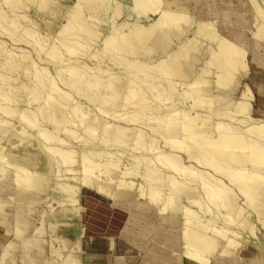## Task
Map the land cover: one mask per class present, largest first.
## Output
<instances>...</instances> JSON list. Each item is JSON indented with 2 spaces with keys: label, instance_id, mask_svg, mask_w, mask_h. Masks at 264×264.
I'll return each mask as SVG.
<instances>
[{
  "label": "rangeland",
  "instance_id": "obj_1",
  "mask_svg": "<svg viewBox=\"0 0 264 264\" xmlns=\"http://www.w3.org/2000/svg\"><path fill=\"white\" fill-rule=\"evenodd\" d=\"M53 1L54 2L51 3V6L47 7L49 10L46 8L47 11L40 10L34 4H32L30 6H29V4H27V8L23 9V10H26V12L25 11L13 12L12 10H10L6 6V4L4 3L5 2L4 0H2V1L0 0V15L1 16L7 17L8 21L14 20L13 22H15V21L19 22L20 28H21V26H22V28H23V26L26 28H30V25L28 23L33 22L34 28L36 30V33L33 36L34 38L33 37L31 38V36H29L27 32H25V31L23 32V30L21 31L19 29L18 30L15 29L16 30L15 31L14 28H10L9 26H6V25H9L8 21H7V23L6 22H4V23L0 22V46H1L0 47V90L4 89V87L1 88L2 85L4 84V82H2V80L6 79L5 82L7 80L8 81L6 82V84L4 86H6L9 82H11V84L13 86L15 85L18 88L23 89L25 87L24 92L26 94V96H25V94L23 95L24 92L21 94H15L16 92L15 91H14L15 93L13 92V94H12L13 96H11V99L13 97H15L12 99L13 102H15L16 105L19 103L18 106L15 105L17 107V109H14L15 110V113H14L15 116H13V108H11L12 112L10 110L11 114L8 113L9 112L8 110L6 112V109H4L7 107L2 106V111L0 109V121H1L0 124L3 123L5 125V123L3 121L6 120L5 121L6 125H8V126H3L4 128L2 127L3 124L0 125L3 129H5L4 131L7 133V134H5L6 137H5V135H3V136H1V140H0V169H1L0 170V182H1L0 187H2V188H0V200L5 202V203L3 202V204H2L3 208L0 209L1 212H3L1 214V215H3V217H1V218L4 219L3 224H1V226H6V225L12 226V224H13V217H12L13 216L12 215L13 206L11 205L10 202L13 201V200H11V198L12 199L15 198L14 195L16 193V191H15L16 189H14V188H16V185L13 184L12 179H15L14 177H16V173H17L18 177H20L19 175H23V172L27 173V172H29V170L32 171L31 169H33V168H34L33 171H35V169L37 168L36 171L41 170V172H43V174L46 175L45 177L49 180V183H50L49 188H48L49 189L48 193L45 195H41L42 197H41L40 202L37 203V200L39 198H36L33 200L32 204H31L33 209L30 211V213H32V214H30V213L25 214V220L23 223H21L22 224L21 228L19 230H17V232L15 234L10 233L9 235H6V236H4V235L2 236V234L0 235V264H63V263L64 264H152V263H150V256H149L150 250L147 249V247L150 243V240H151V242H153L155 244L161 245L162 241L161 240L159 241V235L161 233L163 234L164 232L161 231V233H160L159 229L161 228L160 230H162V229L165 230V228H163L164 226H162V223H161V216L165 213L160 208V206L152 205L151 202L144 200L140 196L143 188H141L139 185L142 181H144L143 175H144L145 171L148 169L154 168L155 167L154 165H156L154 162L153 163L148 162V160L146 158L150 157V160L153 159L151 161H154L155 157L156 156L158 157V154L162 153L163 157L165 156L168 159L171 158L176 164H182V162H183L182 165L188 166L190 168L192 166H194V167L198 166L199 168L200 167L204 168V166L202 167V165H203L202 162H204L203 157L205 155V152L201 151L199 147L202 145L201 143L204 144L205 142H208V139L210 141V136L212 135V133H209V134L206 133V135L207 136L209 135V137L205 136L206 139H205V137H203L204 140L202 142L193 143L194 147L195 146L196 147H195V149L193 148L191 150V148H189V147H192V145L189 144L190 146H188V144H185V140L188 139V137H185V136L191 135L190 132H189V134H186V130L189 129L188 124H189V121L192 120L193 116H195L198 113L202 114V115L205 114L204 116L205 117L207 116V118H210V119L215 118L214 120L212 119L214 122H216L215 120H220V121H217L218 123L216 122V124H220V122H221V124L229 123V121L231 120V122H234V125H237L238 124L237 122H239V120H238V118H235V116H233L234 115L233 113H235L237 111V109H238V111L241 110V108L236 109L237 106H235L239 102H246L247 103V107H248V110L250 111L251 116H253L255 113L258 114L260 112H261V114H264V112H263V110H264V0H245V3L243 4V5H245L244 7H237L236 5H233V3L228 2L226 0H180L189 9V11L187 13V17H189V19H188V22H186V24H185V25H189V26L186 27V29H182L181 33H179V34L174 33V35L172 34L173 36H171L167 39L168 43L169 44L171 43L170 46L168 47L169 50L167 49L165 52H161V54L159 52H153V53L150 52V54L147 53L146 56H147L148 62L146 63V66L147 67L150 66L151 68H153L155 65V62H157V64H158L159 60H163L169 53H171L172 49H173V51H175L176 49L181 47L186 39H190L191 42H195L196 40H194V37L196 36L195 34L197 31V27L200 24L202 25L203 23L210 21L208 23L211 24L213 27H215L218 33H220L221 35H224L227 39L238 41V43H241V45H239V46H241L245 50L246 54H245V56H243L241 61H243V59L246 58V63L248 64V66L242 67V66H240L241 64H239L238 66H235L232 69V72L234 74L237 73L236 74L237 76L241 75V73H243L242 78H241L242 80H239L238 77L237 78L234 77L232 79L234 82L232 81L233 83L231 82V85H227V86H224V85L220 84L219 82H217L215 73L214 72L212 73V71H214V69L211 67V65H208L209 64L208 61L210 59V56L215 51L216 52L218 51V49H219L217 46L218 42L210 41L208 39H202V40H199L200 43H202V45H201L202 48L200 47L199 51L193 55L191 60H189V62H190L189 66L193 67V70H194L193 73H194V76H196L194 78H198V76H199L203 79L204 82L210 81L212 83L210 85L209 89H210V91L213 92V94H211L209 96H202L203 97L202 101L196 104V103H194L195 97H193L191 95L192 97L185 99V98H183V95H182L183 92L185 90L187 91L191 88V90L194 89L193 90L194 93H191V94H194V96H195V92L198 91V89L201 87L206 88V85L203 86L202 84L192 83V82L187 84L185 82L175 81V83H176L175 87L176 88H174L175 90L172 91L170 89H167L166 84L161 83V82H154V83L148 82V84H146V83L141 84V83H139V80L137 77L132 76L131 74H127V73L125 74L122 72L123 70L120 69L121 70V72H120L121 76L127 77L129 80L136 82V83L138 82L140 84L138 87L140 88L141 92L144 94L143 98L146 99V100L144 99L145 103L143 104L144 105L143 108H142V106L137 105V102H135L136 104L132 102L131 104H128V105L126 104L127 107L126 106H125V108L122 107V109L121 108L116 109L113 106H110L109 103H107V100L102 99L103 95H101V94L98 95L94 90L86 89V88H84V86H82L83 87L82 88L78 85H73V83L69 80L72 77L71 74H69V73H71V70L73 71L72 66H74L73 68H75L76 66H79V68L81 67L82 69L84 67L89 68V66H90V68H92L93 63H95V61H94L95 59L93 58V54H92L93 51L90 48L89 44H87L88 43L87 40H84L83 38L80 40L81 44H85L87 46L86 51H85V53H83V55L79 54L78 53L79 51H77V53L75 51L76 55L73 54L71 57L66 55V56H64L63 59H60V61H57V59H52L51 58L52 56L48 55L50 50H51V48H48V47H52V45L55 43L56 38L58 39L57 35H59V33L57 31H56L57 33L47 31L46 29L42 28L41 23L43 21L49 20V21H52L53 23H57L58 25L64 24L65 20H68V17H70V16H68L70 13V10H69L70 4L76 2V0H53ZM25 3H26L25 1L21 2V6L22 5L26 6ZM116 3H117L116 5L120 6V11H121V14L116 18L112 17V15L110 16V14L107 12L103 13L102 11H98V10L96 13L94 12L95 15H97V16H96V19L95 20L92 19V21L95 24L98 23V25L100 27L104 28V30L106 31L107 34H109V32L111 33L113 30H120V28H122L123 23H128L130 25L136 24V23L148 25L156 18V16H152V15L147 16V17H141V18L135 17L134 13H132L130 10V8L133 7V1L132 0H116ZM52 4H54V5H52ZM24 6H22V7H24ZM63 6H65V8ZM83 9H86V7H84ZM60 10H62V11H60ZM24 12H25V14H24ZM202 12H204L205 14H203ZM20 13H22V15H24V16H22ZM209 14L212 16H210ZM212 19H214V20H212ZM0 20H2L1 17H0ZM27 20H28V22H27ZM206 20H208V21H206ZM90 22H91V20H90ZM206 26H208V24H206L203 27H206ZM123 27H124V29H122V31L127 32V28L129 26L127 27V25H125ZM9 28L12 29V31ZM129 29H130V27L128 28V30ZM221 31H222V33H221ZM223 31H225V32H223ZM258 31H260L261 33L258 34ZM16 33H17V35H16ZM25 33L27 34V36ZM182 33H184V36L180 35ZM168 35L169 36L171 35L170 31L167 32V36ZM254 37L257 40H259L257 45L255 44L257 40L256 41L253 40ZM25 39L26 40L28 39V40L25 41ZM101 40H104V39H101ZM42 42H44V43H42ZM102 43H103L102 41L97 42L98 45H96V48H99V49L103 48ZM95 44L92 45V48H94ZM89 48H90V50H87ZM46 51L47 52L49 51V52L47 53ZM87 51H89V52L87 53ZM12 56L14 57V60H11V61H14V62L16 61V63H17V60H19V61L23 60V62L24 61L27 62V63L24 62L26 65L33 62L32 64H29L31 66V65H34V62H35L36 65L34 66V68L35 69L37 68V69L34 71L36 73H39V71L41 70L40 73L42 74V77L39 78V76L41 74H36L35 72L33 73V69H31L32 74H28V72H26V71H25L26 72L25 73L22 70L23 69L22 66H25V64L23 62H21L20 65L18 64L19 62L17 64L15 63L16 67H17V65L20 66L19 68L17 67L16 69L13 65L14 62L8 66L9 62H11L9 59H11ZM19 56H21V57H19ZM8 57H10V58H8ZM24 57H26V58H24ZM15 58L17 60H15ZM21 58H23V59H21ZM161 58H163V59H161ZM5 59H6V61L9 60V62H6ZM39 59H41L42 61ZM89 59H91V60H89ZM61 60H64V61L61 62ZM87 62L89 64V66H87L88 65ZM113 63H114V61H113ZM151 63H153L154 65ZM2 64H3L4 68L6 66V70L2 68ZM83 64L86 66H84ZM11 65L13 66V68H11L12 70L8 71V69L10 67H12ZM99 65L100 66L103 65L102 67L106 68L107 63L105 64L104 62H102ZM67 66L69 67V71H70L69 73H67L68 72ZM63 67H65V68H63ZM156 67L157 66H155L154 68H156ZM210 67H211V69H210ZM20 68H22V69H20ZM31 68H33V66H31ZM79 68H77V69L80 70ZM61 69H63V70H61ZM64 69H65V71H64ZM116 69H118V68H116ZM238 69H240V70L238 71ZM37 70H39V71L37 72ZM95 70L97 71V73H102L100 71L98 72L99 69H95ZM97 73H95V74H97ZM34 74L39 75V76L37 77ZM102 74L99 76H102L104 78L109 77L110 75L111 76L113 75L111 72H106V73L103 72ZM27 75H30V76L27 77ZM33 76H34V78H33ZM43 76L45 77V79H43L44 78ZM35 77L37 80L35 79ZM47 77H49L50 79H48ZM9 79H10V81H9ZM174 79L176 80V77H174ZM40 80H41V82H40ZM42 80L45 82L43 83ZM36 81L39 83H35ZM59 81H62V82H59ZM68 81H69V83H68ZM158 81H159V79H158ZM192 81H194V80H192ZM46 82H48V83H46ZM49 82L50 83L52 82L51 84L56 83V85H54V87L56 89H58L57 92H56V90H54V87H51L52 85ZM41 84L42 85L45 84L42 87V88H45V92H43L42 89L39 88L41 86ZM34 85H35L34 88H36V85H37L39 90H38V88H36V89L40 92L42 91L44 93V95H41L42 92L40 94V93H38V91H35L36 89L33 90L34 88L32 86H34ZM26 87H28V88L26 89ZM29 88H30V90H29ZM51 89H53V91H55V92L52 93L53 91ZM47 90H49V91H47ZM26 91H28V92H26ZM32 91L35 92V94L33 93L34 95L32 93L30 95V92H32ZM50 91H51V93H50ZM130 91H132V89ZM133 92H137V90H133L132 93ZM2 93H3V91H2ZM47 93L49 95H52V96H49ZM63 93L67 94V95L70 93L69 94L70 97L68 95V99H67V97L65 98ZM36 94L39 96L41 95V98L38 97L37 98L38 100L35 101L34 99H36V97H37ZM0 95H2L1 91H0ZM20 95H21V98H20ZM45 95H46L47 99L42 98V96L45 97ZM53 95L55 98H56V96H58V98L60 96L64 98V101H63L64 104H63V102H62V104H63L64 110H66V111L65 112L63 111V114H61L62 116H60V118L63 119L62 120L63 123L61 121L60 124L62 123V126L61 125H60L61 127L57 126V128L59 130L56 129V127H53L52 125L45 123V120L43 122V119L41 118L42 115L40 116L41 111L45 110V106H46L49 98H50V100H55V101L58 99V98L57 99L53 98ZM67 95H65V96H67ZM153 96L154 97L156 96V98L158 100L156 98H154ZM159 97H160V100H159ZM166 97L168 99L167 101L165 100ZM0 98H1V96H0ZM51 98H53V99H51ZM63 98L58 99V100L62 101ZM211 98L214 101L211 103L207 102V99H211ZM65 99L70 100V102L69 101L67 102V100H65ZM0 100H2V99H0ZM103 100H104V102H102ZM208 101H210V100H208ZM6 102L4 101V103H3L0 101V108H1V105L6 104ZM8 102L7 103L10 104V101H8ZM8 104H6L4 106H7ZM66 105H68V107ZM197 105H199V106H197ZM15 106H14V108H16ZM137 106H139L140 108H138ZM65 107H66V109H65ZM41 109H43V110H41ZM235 109H236V111H235ZM3 110H5V111H3ZM18 110H19V113H17ZM179 111H182V112H179ZM183 111H184V113H183ZM185 111L187 113H185ZM257 111H259V112L257 113ZM4 112H6L7 116L5 115ZM22 112H24L26 115H29V117L24 116V115L22 117L21 116ZM139 112L141 113V115ZM177 112H178V114H177ZM239 112H236V113H237V117L240 118L244 115L245 110H243V112H244L243 115H242L241 111H239ZM30 113L32 116L36 114V116H33V117L34 118L36 117L35 120L37 121V123H34V122H33L34 124L31 123L34 118L31 117ZM65 113H66V118L64 115ZM174 113H175V115L177 114V116H175ZM179 113L180 114L183 113L182 115H185L187 117V119L189 118L190 120L189 119L185 120L186 117L184 116L185 121H184V123H182L183 122V116L181 115L182 121L179 119H178L179 121H176L178 116L180 118ZM229 113H231L230 114L231 116L229 115ZM236 113H235V115H236ZM8 114H10V115H8ZM170 114L172 115L173 118L176 117V119H174V121H176V123H174L175 124L174 126L177 127L179 123L182 124V126L180 124L177 127V129L182 128L181 131L179 130L180 133H178L181 135L180 136L181 138H179L178 134H176V135L178 137L177 139H179L180 142L183 140V144H185V145L181 146L182 148L184 147L183 149L177 148L176 146H178V145L176 144V142L174 140L171 141L170 139H168L169 137H168V135H166L167 133H166L165 127L160 128L161 129L160 131L162 132L163 129L165 128L164 132L166 134H161V133L159 134L158 133L159 131L157 132V129H158L157 126L154 127L156 125L155 122H157L161 119H164V117H166V118L171 117ZM239 114L242 116H240ZM16 115L19 117H17ZM224 115H226V116H224ZM258 115L261 116L260 114H258ZM258 115H256V116H258ZM139 116H142V117L145 116L144 118L146 119L147 122L140 123L139 121H137L136 119ZM208 116H210V117H208ZM211 116H212V118H211ZM218 116L220 118L222 117L221 118L222 120L220 118H218ZM30 117L32 120H30ZM205 117L203 118V120L205 119ZM23 118L24 119L28 118V120H27L28 123L26 122V119L24 121ZM64 118H65V120H64ZM96 119H97V121L101 120L103 122V125H104L103 127L107 126L108 128L105 127L106 130L102 129V130H99V132L98 131H94V132L91 131L90 132L89 129H87L88 125L90 124V122L91 123L95 122L94 120H96ZM232 119H234V120H232ZM85 120H86V122H85ZM38 121H40V124ZM64 121L66 124L64 123ZM186 121H188V124L185 126L184 124ZM30 123L32 124V126L33 125L34 126L32 127L30 125ZM41 123H42V125H41ZM63 125L65 126V128ZM121 125L123 126V127H121L123 129L120 130L122 132H119V128H120L119 126H121ZM225 125H227V124H225ZM152 126L154 127V129ZM110 127L112 128L111 131H114V132L118 128L116 130L118 132V136H116L117 132L111 133V135L113 137H116L115 138L116 143H115V141L110 142L111 140H114L111 138L112 136L110 135V132H111ZM184 127H186L187 129H184ZM126 128H127V130H126ZM149 128H150V130H148ZM70 130H72V131H70ZM154 130H155V132H157V135L155 134ZM44 131H47V132L49 131L51 134L55 133L54 134L55 137L56 138L58 137L59 140H57V139H53V140L43 139L41 137V135H44L43 134ZM103 131H105V133H107L109 131L110 132H109V134L107 133V136H104ZM131 131H134V132L136 131L140 135H142V138L144 137V139H142L141 137H139L140 135H137V136L135 135L137 137V139H136V137H135V139L139 143L142 140L144 142H146L145 146H147L149 144L148 142H151V140H153V141L155 140L154 142H151V144L148 145V148L145 147L148 149V151L150 150L149 155H144V153H141L140 150L135 149V146L133 144L128 145V147L126 146L125 148L118 149L119 145L117 144V142L119 140L118 137H120L119 133L124 135V133L126 134V132L128 133ZM184 131H185V133H183ZM56 132H58V134ZM151 132L156 137L154 135L150 134ZM73 133H74V138L71 135ZM138 133H136V134H138ZM219 133H220V131L217 133H214L211 136V138L214 137V138H212V140L216 139V137L218 138ZM10 134H11V136L13 134L14 135L11 137ZM20 134H21V136L25 135V138H26L25 142H27L26 143L27 145L33 144L35 146L38 144V146H35L34 148L37 147V149H36L37 153L36 154L38 155V158L39 159H40V157L43 158V159H40L41 161L46 160V161H44L46 163H44L43 161H42L43 163L41 162L43 167L39 166V167L31 168L26 163L21 161L22 159H20V157L22 154H21V151H19V148H24L27 145H25V142H24V143H22V145L23 144L25 145V146L23 145L24 146L23 147V146H21V144L18 143V142L21 143L24 141V136H23V138L22 137L20 138L19 137ZM147 134H148V137H146ZM216 134H218V135L215 136ZM108 135H110V136H108ZM163 135H164V138L168 137V138H166V140H164V141H166V142H164L165 144H167V142L170 140L169 144L174 142L175 146L173 143H172L173 146H172V144H170L171 145L170 148H167V146L169 147L170 145H165L164 143H163L164 144L163 145L162 140H161V139H163L162 138ZM151 136H153L155 139L153 137H152L153 138L152 139ZM159 136L161 137V139ZM105 137H108L111 140L108 141V138H106V140H105ZM145 137H146V139H145ZM184 137H185V140H184ZM13 138H15V139L13 140ZM117 138H118V140H117ZM147 138H149V139L147 140ZM18 139H20V141ZM21 139H22V141H21ZM15 141H18V142L16 143ZM28 142L29 143L31 142V144H29ZM104 142H106L107 144ZM109 142H110V144H109ZM156 142H157V144H155ZM11 143L14 144L13 146L17 145L16 146L17 148L14 147L13 151H12L13 146ZM34 143H36V144H34ZM198 143H200V145ZM105 144H106V146H105ZM9 145H10V147H9ZM39 145H41L42 147L39 148ZM151 145L153 147L151 149H149V147H151ZM160 145H161L162 149L165 147L164 150H166V153H164L165 151H163L161 148L159 149ZM197 145H198V147H197ZM130 146H132V147L130 148ZM185 146H187V147H185ZM3 147H4V149H2ZM7 147H8V149L10 148L11 151L8 150ZM47 147L51 150L46 149ZM172 147H174V148H172ZM42 148H44V149H42ZM154 148H155V150H154ZM187 148L190 149V150L188 149V155H187V152H185V153L181 152V151H184V149L186 151ZM17 149H18V151H16ZM39 149H41L43 151H41ZM58 149H60V150H58ZM170 149L172 151L171 154H169ZM174 149L176 151L178 149H180L181 151L178 150L176 152ZM2 150L10 151V153H8V151H6L9 154V156L6 152H4V151L2 152ZM44 150L45 151L47 150L46 151L47 153H45ZM14 151H16V152L14 153ZM69 151H74L73 152V153H75L74 155H76V156L78 155L77 156L78 161L73 165L71 164V162H69L71 164V166L70 165L66 166L69 163H66V164L62 163L65 166H61V165L59 166V164H61L60 161H62L63 156L67 155V153ZM152 151L153 152L156 151V152L152 153ZM179 151H180V153H178ZM196 151H197V155H195ZM12 152L14 154H16L17 157L15 155H12L13 157H11L10 155ZM38 152H40V154L42 152H44L45 155H44V153H42L39 156ZM248 152H250V150L245 151V153H248ZM155 153H156V155L153 158L152 156ZM193 153H194V155H193ZM47 154H49V155H47ZM167 154L170 155V156L168 155L170 158L167 156ZM176 154H177V157L179 156L178 157L179 159L176 157ZM42 155H43V157H42ZM174 155L176 157L175 160H174ZM190 155H192V157L195 159V161H194L195 163L192 161L193 158H191ZM14 156H15V158H14ZM162 156H160V157H162ZM187 156H189L190 159ZM195 156H196V158H195ZM201 156H203V157L201 158ZM18 157H19V159H18ZM157 157H156V160L159 159V157L158 158ZM165 157H164V159L166 160ZM198 157L201 158L202 160L201 159L198 160L197 159ZM10 158H13L14 160L10 159ZM48 158H49V160H48ZM7 159H10V160H7ZM138 160L140 161V163ZM179 160H181L182 162L181 161L179 162ZM190 160L193 163H190L189 162ZM197 160H198V162H200V161H202V162L196 163ZM9 161H11V162H9ZM14 161L20 163V164L17 163L20 166H18ZM168 162H170V161H168ZM22 163H24L25 166ZM46 164H49V165H46ZM49 166H51V167H49ZM86 166L87 167L90 166L93 168L94 173H91L90 177H93V175H94V177H95V178L93 177V179L95 180L94 182L96 183V181H97L98 183H100L99 186H102V185L104 186V184L108 178V174L104 172L105 168H107V169L111 168L113 170V172L115 171L112 174V182H110L111 184L110 185H109V183H107V185L105 184L106 190L103 189L104 188L103 186H102V188L100 187L101 190L98 189L99 187L98 188L96 187V185L98 186L97 183L91 187L85 186L86 177L84 180L83 170ZM40 167H41V169H38ZM44 167L46 170L44 169ZM59 167L64 169V170L60 169L63 172L59 170ZM17 168L22 171V174H18ZM21 168L22 169L24 168L25 171H24V169L22 170ZM49 168L52 169V171L49 170ZM26 169H29V170H26ZM68 169L70 172H68ZM180 170H179V175H175V177L178 178V180H181V179L184 180L182 177V175H184V173H182L183 170H181V172H180ZM46 171H48V173ZM58 171H59V173H57ZM7 174H9V175H7ZM180 174H181V176H180ZM208 174L211 177H213L215 175L214 174L212 176V174H210V173H208ZM5 175H7L8 177H6ZM95 175H97V176H95ZM47 176H49V178H51V179H49ZM216 176H218V174L215 175V177ZM5 177H6V179H5ZM18 177H16V178H18ZM113 177H114V180H113ZM215 177H213V178H215ZM9 178L11 179L10 182H12L11 183L12 186L10 185V182H8L10 180ZM102 178L104 179V184H102L103 183ZM218 178H219V176H218ZM218 178H216V180ZM82 181H84V182H82ZM184 181L187 182L188 180H184ZM6 182H7V184H6ZM3 183L6 185H3ZM8 183L11 187L8 185ZM196 185H199L198 187L201 188V190H202V187H203L202 183L196 184ZM8 186L11 188L10 189L11 191L9 190ZM66 187L73 188V191H74L73 192V194H74L73 199L75 198L76 195H77L76 197H78V199L75 198L72 202H69L68 198L65 194ZM5 188H7L8 190L4 191L3 189H5ZM102 190H104V191H102ZM163 193L165 195L164 198H166L168 196V194H167L168 191L164 190ZM202 194H203L204 198L203 197L200 198L199 201L206 200L204 192H202ZM164 198H161V200L163 201ZM162 201H161V203H162ZM208 205H207L204 212L201 211V213H198L197 220L199 219L202 222L207 223L209 218H211L210 219L211 221L209 222L211 224V226H214V227L216 226L217 229H221V228H219L220 226H222L221 222H219L216 219V217L218 216L217 215L218 211H217L216 207L212 203H209ZM199 207L200 206H195L193 209L200 211ZM144 212H147L148 214L146 216H144L143 215ZM142 220L145 224L144 228L147 226V223H149L151 221L154 222L156 225L154 228L151 229L152 232H150V234L148 235V239H146V242H144L143 244H141L142 240H139V238L140 237H141V239L145 238V235H142L144 233V228L141 230L140 233H138L136 238H135V236L133 238L131 237L132 231L130 230L131 227L133 225H135L137 227V230L139 231L140 228L142 227L141 226ZM4 221H5V223H4ZM9 221H10V223H9ZM182 221H184V220H182ZM128 223H130V224H128ZM128 227H130V228H128ZM126 229H128V230H126ZM223 230L226 231V233L231 234V232H230L231 228L230 229L224 228ZM125 232L126 233L129 232V233L126 235ZM128 236H130L131 238ZM244 238H245V235L241 234V237L238 236L237 239L243 240ZM92 239L95 241H98V244H99V241H101V240L108 241L110 246L106 247V245H105L104 249L101 247L102 252H101V250H94L95 247L93 245H91V243H93L91 241ZM241 242H242L243 246L239 250L240 253L238 254V257H240L241 252L243 250H245L246 247H251L252 249H256V248L258 249L259 248L258 246L261 247V245L259 243H257L256 241H253V240L248 241V239H244V241H241ZM204 259L207 260L206 264H215V258L214 257H205Z\"/></svg>",
  "mask_w": 264,
  "mask_h": 264
},
{
  "label": "bare ground",
  "instance_id": "obj_2",
  "mask_svg": "<svg viewBox=\"0 0 264 264\" xmlns=\"http://www.w3.org/2000/svg\"><path fill=\"white\" fill-rule=\"evenodd\" d=\"M4 1H5L4 3L6 4V6L10 10H12L13 12H16V11H25L26 12V10H23V9L27 8V4H29V6L34 4L40 10L47 11L46 8L50 7L51 3L54 2L53 0H4ZM24 1L26 2L25 3L26 6L22 5V6H24V7H22L21 2H24ZM132 1H133V7H131L130 10L132 13H134L135 17L141 18V17H147V16L152 15V16H156V18L148 25L140 24V23L130 25L128 23H123L122 28H120V30H113L111 33L109 32V34H107L106 31L104 30V28L100 27L98 25V23L95 24L92 21V19L93 20L96 19L97 15H95V13L97 12V10L102 11L103 13L107 12L110 14V16L112 15V17H114V18L118 17L121 14V11H120V6L116 5L117 4L116 0H76V2L70 4V9H69L70 13L68 15L70 17H68V20H65V23L63 22L64 24L58 25L57 23H53L52 21H49V20L43 21L41 23L42 28L46 29L47 31H50V32H56L57 31L59 33V35L56 34L58 37V39L56 38L57 41L55 40V43L52 45V47H48V48H51V50L49 49L50 52L48 51L49 52L48 55L52 56L51 57L52 59H57V61H60V59H63L64 56H66V55L69 57H71L73 54L76 55L75 51H76V53H77V51H79L78 53L83 55V53H85V51H86L87 46L85 44H81L80 40L83 38L84 40L88 41L87 44H89L90 48L93 51L92 54H93V58L95 59L94 61L96 64L93 63L94 66L92 65V68H90V66L87 62V64H88L87 66H89V68L84 67L85 69L84 68L82 69L81 67L79 68V66H76L80 70H78L76 67H75L76 69L73 68L74 66L71 65L72 69H73V71L70 69L71 73H69L70 72L69 67L67 66V68H68L67 73L71 74V76H72V77L70 76L71 79H69V80L73 83V85H78L80 87L84 86V88H86V89L94 90L98 95L99 94L103 95L104 98L102 97V99L107 100V103H109L110 106H113L116 109L117 108L122 109V107L125 108V106L127 107V105L131 104L132 102L133 103L137 102V105L142 106V108H143V106H144L143 104L145 103L146 99L143 98L144 94L141 92L140 88L138 87L140 85L139 83L148 84V82H150V83L161 82V83L166 84L167 89H170L172 91L175 90L174 88H176L175 87V84H176L175 81L185 82L187 84L192 82V83L202 84L203 86L206 85V88H204V87L199 88L198 91L195 92V96H194V94H191V93H194L193 92L194 89L191 90V88L187 91L185 90L182 94L183 98H185V99L192 97V96L195 97L194 103L197 104V103L202 101V99H203L202 96H209V95L213 94V92L210 91V89H209L210 85L212 83L210 81L204 82L203 79L199 76H198V78H194L196 76H194L193 67L189 66V64H190L189 60H191L193 55L199 51V49L202 45V43H200V41H199L202 39H208L210 41L218 42V44H217V46L219 48L218 51L217 52L215 51L210 56V59L208 61L209 62L208 65H211V67L214 69V71H212V73L213 72L215 73L217 82H219L220 84H222L224 86H227V85H231V82L233 81L232 79L234 77H236V78L238 77L239 80H242L241 78H242L243 73H241V75L237 76L236 75L237 73L234 74L232 72V69L235 66H238L239 64H241L240 66H242V67L248 66V64L246 63V58H244L243 61H241L243 56H245V54H246L245 50L241 46H239V45H241V43H238V41L227 39L224 35H221L220 33H218L216 28L208 23V22H210L208 20H206L208 22L203 23L202 25L200 24L197 27V31L195 34L196 36L194 37V40H196L195 42H191L190 39H186L181 47H179L175 51H173V49H172L171 53H169L165 57L166 59L164 58L165 60L163 58H161L163 60H159V63H158L159 65L157 64V62H155V65L153 63H151L154 65V67L157 66L156 68H154V67L151 68L149 65H148L149 67H147L146 66V63L148 62L147 56H146L147 53L150 54V52H152V53L153 52H159L161 54V52H165L171 44V43L170 44L168 43L167 39L169 37L173 36L174 33H177V34L181 33L182 29H186V27L189 26V25H185L189 19V17H187V13H188L189 9L180 0H132ZM226 1L233 3V5H236L237 7H244L245 6V5H243L245 3V0H226ZM52 5H54V4H52ZM63 7L65 8V6H63ZM84 7H86V9H83ZM60 11H62V10H60ZM25 12H24V14H25ZM202 13L205 14L204 12H202ZM20 14L22 15V13H20ZM22 16H24V15H22ZM210 16H212V15H210ZM0 17L2 19V20H0L1 23L2 22L7 23V21H8L7 17H3L1 15H0ZM90 20H91V22H90ZM212 20H214V19H212ZM13 21L14 20L8 21L9 25H6V26H9L10 28H14V30L15 29L16 30L19 29L21 31L23 30V32L24 31L27 32L28 35L31 36V38L35 35L36 30L34 28L33 22L28 23L30 25V28H26L24 26H23V28H22V26L20 28V23L17 21H15V22H13ZM27 22H28V20H27ZM206 24H208V26L203 27ZM125 25H127V27L128 26L130 27L129 30H128L129 27L127 28V32L122 31V29H124L123 26H125ZM10 30L12 31V29H10ZM168 31H170V34H171L170 36L169 35L167 36ZM223 32H225V31H223ZM221 33H222V31H221ZM260 33L261 32L258 31V34H260ZM16 35H17V33H16ZM180 35L184 36V33H182ZM26 36H27V34H26ZM101 39H104V40H101ZM27 40L25 39V41H27ZM253 40L256 41L257 39L254 37ZM99 41L103 42L102 43L103 48H101V49L96 48V45H98L97 42H99ZM258 41L259 40L256 41V43H255L256 45H257ZM42 43H44V42H42ZM94 44H95V46H94V48H92V45H94ZM90 48L87 50H90ZM88 52L89 51H87V53ZM19 57H21V56H19ZM8 58H10V57H8ZM12 58L9 60L10 61L14 60L13 56H12ZM24 58H26V57H24ZM21 59H23V58H21ZM91 59H89V60H91ZM9 60L6 61V59H5L6 62H9ZM15 60H17V59L15 58ZM39 60H41V59H39ZM63 61L64 60H61V62H63ZM113 61H114V63H113ZM13 62L14 61L9 62L8 66L10 64H12ZM21 62H23V60H20V61L17 60V63L19 65ZM102 62H104L105 64L107 63L106 68L102 67L103 65H101V66L99 65ZM15 63H16V61L13 64L15 69L17 67L19 68L20 66L17 65V67H16ZM25 63H27V62H25ZM32 63H29V64H32ZM29 64H27V65L25 64V66H22L23 69L22 68H20V69H22L24 72L25 71L28 72V74H32L31 69H33V73H34L35 72L34 70L37 69V68L36 69L34 68V66L36 64L34 62V65H31V66H33V68H31V66ZM84 66H86V65H84ZM211 67H210V69H211ZM2 68L6 70V66L4 68L3 64H2ZM11 68H13V66L10 67L8 69V71L12 70ZM63 68H65V67H63ZM116 68H118V69H116ZM95 69H99L98 72L100 71L102 73L103 72H105V73L111 72L113 75L112 76L110 75L109 77L104 78L102 76H99L102 73H97V71ZM120 69L123 70L122 72L125 74L127 73V74H131L132 76L137 77L139 80V83L133 82V81L129 80L127 77L121 76L120 75V72H121ZM39 70H37V72ZM61 70H63V69H61ZM239 70L240 69H238V71ZM40 71H39V73H36V72L35 73L41 74ZM64 71H65V69H64ZM95 73H97L98 75ZM29 76L30 75H27V77H29ZM35 76L38 77L39 75H35ZM40 77H42V74L39 76V78ZM45 77L43 79H45ZM174 77H176V80L174 79ZM33 78H34V76H33ZM47 78L50 79L49 77H47ZM35 79H36V77H35ZM158 79H159V81H158ZM5 80H2V82H4V84L2 83L3 85L1 88L4 87V89L0 90L1 94H2V95H0L1 96L0 99H2L3 101L2 100H0V101L3 103H4V101L5 102L10 101V104H8L9 102L8 103L6 102V104H8V105L4 106L6 104H4V105L2 104L0 109L2 111V106L7 107L4 109H6V112L8 110L9 111L8 113H10V110L12 112L11 108H13V116H15V114H14L15 110L14 109H17L16 106H18L19 103L16 105V103L13 102V100H12L15 97H13L11 99V96H13L12 94L14 91L16 92V93L14 92L15 94L23 93L25 87L22 85L24 87L23 89L18 88L15 85L13 86L11 84V82H9L6 86H4L6 84V82L8 81L7 80L5 82ZM192 80H194V81H192ZM9 81H10V79H9ZM40 82H41V80H40ZM44 82L45 81H43V83ZM59 82H62V81H59ZM35 83H39V82L36 81ZM46 83H48V82H46ZM68 83H69V81H68ZM37 85H36V88H38ZM44 85L41 84V86L39 87L42 89L43 92H45V88H42ZM51 85H50L51 87H54V85H56V83L51 84ZM32 87L34 88L35 85ZM27 88L28 87H26V89ZM36 88H34L33 90H35ZM39 88H38V90H39ZM131 89H132V91L137 90L138 93L137 92L132 93V91H130ZM29 90H30V88H29ZM38 90L36 89L35 91H38ZM51 90L53 91V89H51ZM54 90H56V92H57L58 89H56L54 87ZM2 91H3V93H2ZM47 91H49V90H47ZM26 92H28V91H26ZM41 92L38 91V93H40V94H41ZM43 92L41 95H44ZM54 92L55 91H53L52 93H54ZM31 93L35 94L34 91L30 92V95H31ZM50 93H51V91H50ZM24 94H25V92L23 93V95ZM41 95L40 96L37 95L36 99H34V98L33 99L36 101V100H38L37 99L38 97L41 98ZM63 95L65 98L67 97V99H68L67 94L63 93ZM65 95H67V96H65ZM25 96H26V94H25ZM49 96H52V95H49ZM60 97L58 98V96H56V98H55L53 95V98H55V99L63 98V97H61V98ZM69 97H70V95H69ZM20 98H21V95H20ZM42 98H46V95H45V97L42 96ZM53 98H51V99H53ZM154 98H156V96ZM67 99H65V100H67ZM57 100L56 101L50 100V98H49L46 106L44 105L45 110L41 109L43 111H41V113H40V116L42 115L41 118L43 119V122L45 120V123L52 125L53 127H56V129H58L57 126L58 127L62 126V123H63L62 120L63 119H61L60 116H62L61 114H63V111L64 112L66 111V110H64V107H63L64 98L62 99V101L60 100L61 102L59 100L58 101ZM159 100H160V97H159ZM165 100L166 101L168 100L167 97L165 98ZM208 100H210V101H208ZM68 101L70 102V100H67V102ZM213 101L214 100L212 98L207 99V102L211 103ZM62 102H63V104H62ZM102 102H104V100ZM14 106L16 108H14ZM66 106L68 107V105H66ZM139 106H137V107L140 108ZM197 106H199V105H197ZM235 106H237L236 109L241 108V110H239V111L242 112V115L244 113L243 110H245V113L243 116L239 114L240 116H242L240 118L237 117V113H236V112H239L238 109H237V111L235 109L236 115H235V113H233L234 115L232 114L233 116H235V118H238V120H239V122H237L238 123L237 125H234V122H231V120L229 121V123L221 124V122H220V124H216V122L220 121V120H215L216 122H214L213 120L215 118L214 119L212 118V116L214 114L211 116V118L213 119L212 120L210 118H207V116L205 117L204 116L205 114L202 115L199 113L198 114L195 113L196 115L193 116L192 120H190L188 118L190 120L189 124H188V121H186L187 123L185 122L184 125L186 126L188 124V126H189V129L184 127V129H187L186 134H189V132H190L191 135L185 136V137H188V139L185 140V137H184V140H185V144H188V146L192 145V147H189V148H191V150L193 148L195 149V147H196V146L194 147L193 143L202 142L204 140L203 137H205V136L209 137V135L207 136L206 133H208V134L212 133V135H213L214 133H217L220 131L219 135L218 134L215 135V136L218 135L219 136L218 138L216 137V139L212 140V138H214V137L211 138L212 135L210 134L211 135L210 141L208 139V142H205L206 141L205 140L204 141L205 143L204 144L201 143L202 145L199 147L201 151L205 152L204 157L201 156V158L203 157L204 162H202V161L198 162V160L201 159V158H199L200 157L199 156L197 158L198 160L196 163L202 162L203 165L202 164L201 165H202V167L204 166V168H201V167L199 168L198 166H195V167L192 166L190 168L188 166L182 165L183 162L181 160H179V162L181 161L182 164H176L169 157L170 156L169 154H171V152H172L171 149L169 151L170 153L167 154V156L169 155L168 157L170 159H168L164 156L166 158V160H165L164 157L162 156V153H160L161 155L158 154L159 159H157V160H156L157 156L155 157L156 153L153 154L152 157L153 158L155 157L154 161H151L153 159L150 160V157L146 158L148 160V162H152V163L154 162L156 165H154L155 166L154 168L148 169L145 171V173L143 175L144 181H142L139 185L141 188H143L140 196L144 200L151 202L152 205L160 206V208L165 213L161 216V223H162V226H164L163 228H165V230L164 229L160 230L161 228L159 229L160 233H161V231L164 232L163 234L161 233L159 235V241L160 240L162 241L161 245L155 244V243L151 242V240H150V243L147 247V249L150 250V251L148 250L149 256H150V263H152V264H206L207 260L204 259L205 257H214L215 258V264H264V125H263L264 124V114H261V112L258 113L259 111H257V113L260 114L261 116H259L256 113L255 114L258 116H256L255 114L253 116H251L246 102H239ZM65 109H66V107H65ZM3 111H5V110H3ZM6 112H4V113L7 116ZM179 112H182V111H179ZM263 112H264V110H263ZM17 113H19V110ZM175 113H174V115H175ZM183 113H184V111H183ZM183 113H181V114L179 113L180 118L178 116L177 119H176V117L173 118L172 115L170 114L171 117H169V118L164 117V119H161V120L155 122L156 125L154 126V127L157 126V128L159 129V130L157 129V132L159 131L158 132L159 134L160 133L161 134L167 133L166 135H168L169 138L166 136L165 137L170 139L171 141L174 140L176 142V144L179 146V147L178 146H176V147L180 148V149H183L184 147L182 148L181 146L185 145V144H183V140L180 142V140L177 139L178 137L176 135V134L180 133V131L182 129V128L177 129V127L181 123H179L177 127L174 126L175 125L174 123H176V121H179V120L182 121L181 115ZM185 113H187V112L185 111ZM10 114H8V115H10ZM177 114H178V112H177ZM177 114L175 116H177ZM230 114L231 113H229V115ZM23 115L29 117V115H26L24 112H22L21 116L23 117ZM30 115H31V113H30ZM64 115L66 118V113ZM140 115H141V113H140ZM33 116H36V114ZM33 116L31 115L32 118H34ZM182 116H183V122L182 123H184V121L187 119V117L185 115H182ZM184 116L186 117L185 120H184ZM224 116H226V115H224ZM17 117H19V116H17ZM31 117H30V120H32ZM144 117L139 116V117H137L136 120L139 121L140 123H143V122L145 123L147 121ZM204 117H205V119L203 120ZM208 117H210V116H208ZM35 118L32 120L31 123H33V122L37 123ZM65 118H64V120H65ZM218 118H220V117L218 116ZM25 119H26V122L28 123V121H27L28 118H25ZM25 119L23 118L24 121H25ZM174 119H176V121H174ZM232 120H234V119H232ZM5 121H3L5 123V125L3 123H1V124H3L2 127L8 126V125H6ZM61 121H62V123L60 124ZM94 121L95 122H93V123H91L89 121L90 124L88 125V128L86 127L87 129H89L90 132L91 131H93V132L98 131L99 132V130H102V129L106 130L105 127H107V126L103 127L104 125H103V122L101 120L97 121V119H96ZM38 122L40 124V121H38ZM85 122H86V120H85ZM31 123H30V125L32 126ZM64 123H65V121H64ZM225 124H227V125H225ZM41 125H42V123H41ZM181 126H182V124H181ZM2 127L0 126V140H1V136L7 134L4 131L5 129H3L4 127L3 128ZM119 127H120L119 132H122L120 130L123 129V128H121L123 126L121 125ZM154 127H153V129H154ZM163 127L166 128V129L164 128L166 130V133L164 132V129L162 131L163 133L160 131L161 130L160 128H163ZM64 128H65V126H64ZM111 129L112 128L110 127V131H111ZM116 130H115V132L109 131L110 135L112 132L116 133L117 132ZM126 130H127V128H126ZM148 130H150V128ZM70 131H72V130H70ZM103 132H104V136H107V133L109 134V132H107V133H105V131H103ZM154 132H155V130H154ZM157 132H155L156 135H157ZM56 133L58 134V132H56ZM136 133H138V132H136V131L135 132L131 131L128 133L126 132V134L124 133V135L119 133V135H120V137H118L119 140L117 138V140H118L117 144L119 145L118 149L125 148L126 146L128 147V145L133 144L135 146V149L140 150V152L144 153V155H149L150 150L148 151V149H147L148 145L151 144V142H154L155 140L154 141L151 140V142H148L149 144L147 146H145L146 142H144L143 140H142L143 142L140 140L141 141L140 143L138 141H136V139H137L136 136L140 135L139 133L138 134H136ZM183 133H185V131ZM43 134L44 135H41V137L45 140H53V139L59 140L58 137L57 138L55 137V135H54L55 133H52L53 134L52 135L49 131L48 132L44 131ZM150 134H152V132ZM71 135L74 138V133ZM110 135H108V136H110ZM152 135H154V134H152ZM178 135H179V138H181L180 137L181 135L180 134H178ZM10 136H11V134H10ZM23 136H24L23 142L20 143L18 141H15L16 143L18 142L19 144H21V146L24 145V144L22 145V143H24L25 139H26L25 135H23ZM23 136H21V134L19 135L20 138L21 137L23 138ZM116 136H118V132H117ZM5 137H6V135H5ZM135 137H136V139H135ZM139 137L142 138V135H140ZM146 137H148V134ZM146 137H145V139H146ZM152 137L153 136H151V138ZM206 137H205V139H206ZM106 138H108V137H105V140H106ZM111 138L114 140H111L108 138V141L111 140L110 142H113V141H115L116 137L112 136ZM162 138L163 139H161V137H160V139L162 140V144H163L164 142H166V141H164V140H166V138H164V135L162 136ZM14 139L15 138H13V140ZM142 139H144V137ZM148 139L149 138H147V140ZM18 140L20 141V139H18ZM170 140L167 142V144H165V143L164 144L170 145L173 143L175 146L174 142L169 144ZM21 141H22V139H21ZM110 142H109V144H110ZM26 143L27 142H25V145H27ZM104 143H106V142H104ZM115 143H116V141H115ZM29 144H31V142ZM34 144H36V143H34ZM106 144H105V146H106ZM155 144H157V142ZM173 144H172V146H173ZM198 144L200 145V143H198ZM13 145L14 144H12V146ZM32 145L33 144L27 145L25 147L23 146L24 148H19V151H21V154H22L21 155L22 158L20 157V159H22L21 161L26 163L31 168L42 166L41 162L43 160L41 161L40 159H43V158H41V157H40V159L38 158V155L36 154L37 153V150H36L37 147L34 148L35 146H38V144L35 146L34 145L32 146ZM16 146L17 145L12 147V151L14 150V147H16ZM9 147H10V145H9ZM40 147H42V146L39 145V148ZM131 147L132 146H130V148ZM145 147H147V148H145ZM152 147L153 146L151 145V147H149V149H151ZM170 147H171V145L169 147L167 146V148H170ZM185 147H187V146H185ZM197 147H198V145H197ZM160 148L162 149L161 145H160L159 149ZM164 148L162 150L165 151L164 153H166V150H164ZM172 148H174V147H172ZM189 148H187L186 151H185V149H184V151H181L180 149H178V150H180L182 153L187 152V155H188V149ZM2 149H4V147ZM7 149H8V147H7ZM42 149H44V148H42ZM46 149H49V148L47 147ZM8 150H10V148ZM8 150H6V151H8ZM39 150H41V149H39ZM49 150H51V149H49ZM58 150H60V149H58ZM154 150H155V148H154ZM249 150H250V152L245 153V151H249ZM3 151L6 152L5 150H2V152ZM10 151H8V153H10ZM16 151H18V149ZM16 151H14V153ZM41 151H43V150H41ZM46 151H45V153H47ZM156 151H154V152H156ZM180 151L178 153H180ZM73 152L74 151H69L67 153V155H64L62 161H60L61 164H59V166L60 165L65 166L62 163L66 164L69 162H71L72 165L75 164L78 161L77 160L78 155L77 156L74 155L75 153H73ZM154 152L152 151V153H154ZM14 153L12 152L10 156L11 157H13L12 155L16 156V154H14ZM38 153L40 156L44 152H42L41 154H40V152H38ZM45 153H44V155H45ZM47 155H49V154H47ZM159 155L162 157H160ZM193 155H194V153H193ZM195 155H197V151L195 152ZM8 156H9V154H8ZM15 156H14V158H15ZM42 157H43V155H42ZM176 157H177V154H176ZM176 157L174 155V160L176 159ZM187 157L189 158V156H187ZM190 157L193 158L192 155H190ZM49 158H48V160H49ZM195 158H196V156H195ZM10 159H13V158H10ZM10 159H7V160H10ZM18 159H19V157H18ZM44 161H46V160H44ZM168 161H170V162H168ZM192 161L194 162L195 159L193 158ZM9 162H11V161H9ZM189 162L193 163V162H191V160ZM15 163L17 164L18 162H15ZM24 163H22V164H24ZM44 163H46V162H44ZM139 163H140V161H139ZM18 164H20V163H18ZM71 164L69 163L66 166H68V165L71 166ZM46 165H49V164H46ZM18 166H20V165H18ZM24 166H25V164H24ZM49 167H51V166H49ZM33 169H31L32 171H30L29 169H26V170H29V172H27V173L23 172V175H19L20 177H18V175L16 173V177H18V178L14 177L15 179H12L13 184L16 185V188H14V189H16L15 190L16 193L14 192L15 198L14 199L11 198V200H13L12 202L9 201L11 203V205L13 206V209H12L13 224H12V226L6 225L7 227L1 226V224H3L4 219L1 218V217H3V215H1L3 212H1V210H0V235L2 234V236L3 235L4 236L9 235L10 233L15 234L17 232V230H19L21 228V226H22L21 223H23L25 220V214L30 213V211L33 209L32 205H31L33 200L36 198H39L37 200V203H39L41 200V197H42L41 195H45L49 191L48 188H49L50 183H49V180L45 177L46 175H44L43 172H41V170L36 171L37 168L35 169V171H33ZM38 169H41V167ZM44 169H45V167H44ZM60 169H62V168L59 167V170ZM180 169L184 171V172L182 171V173H184V175H182L183 179L188 180L189 182L188 181L186 182L182 179L178 180V178L175 177V175H179ZM49 170L52 171V169H50V168H49ZM62 170H64V169H62ZM62 170H60V171H62ZM181 170H180V172H181ZM17 171H18V174H22V171L20 169L17 168ZM24 171H25V169H24ZM93 171H94L93 168L90 166L89 167L86 166L84 168L83 177H84V180L86 177L85 186L91 187L97 183L98 186L96 185V187L97 188L99 187L98 189H100V187L102 188L103 185L99 186L100 183H98L97 181H96V183L94 182L95 180L93 179V177H94L93 174H92L93 177H90L91 176L90 174L94 173ZM46 172L48 173V171H46ZM68 172H70L69 169H68ZM104 172L108 174V178H107L105 184L107 185V183H109V185H110L111 184L110 182H112V174L115 171L113 172V170L111 168H108V169L105 168ZM57 173H59V171ZM208 173L212 174V176L214 174L215 175L218 174L220 179L218 178V176L215 177V175L213 176L215 178H213ZM181 174H180V176H181ZM7 175H9V174H7ZM7 175H5V176L8 177ZM95 176H97V175H95ZM6 177H5V179H6ZM47 177L49 178V176H47ZM216 178H218L219 180L218 179L216 180ZM49 179H51V178H49ZM102 180H103L102 184H104V179L102 178ZM113 180H114V177H113ZM10 181H11V179L8 182H10ZM82 182H84V181H82ZM4 183H3V185L7 184V182H6V184H4ZM11 183L12 182H10V185H11ZM201 183L203 184L202 190H201V188L198 187L199 185H196V184H201ZM105 184L103 186L104 190H106ZM8 185H9V183H8ZM10 187H9V190L11 189ZM0 188H2V187H0ZM7 188H5L3 190L4 191L8 190ZM104 190H102V191H104ZM164 190L168 191V193H167L168 196L166 198H164L165 197V195L163 193ZM73 192H74L73 188L66 187L65 194H66L69 202H72L75 198L78 199V197H76L77 195L73 199V195H74ZM202 192H204L206 200L199 201V199L203 197ZM161 198L165 199V200L163 199L164 202L161 200ZM161 201H162V203H161ZM3 202L4 201L0 200V209L3 208L2 207ZM209 203L214 204V206L216 207V209L218 211L217 212L218 216L216 217V219L219 222H221L222 226L219 227L221 229H217L216 226L215 227L211 226V224L209 223L211 221L210 220L211 218H209L207 223H204L199 219L197 220L198 213H201V211L204 212ZM195 206H200L199 207L200 211L194 210L193 208ZM30 214H32V213H30ZM147 214H148L147 212L143 213L144 216H146ZM182 220H184V221H182ZM4 223H5V221H4ZM9 223H10V221H9ZM128 224H130V223H128ZM144 225L145 224L142 220V225H141L142 227L140 228L139 231L137 230V227L135 225H133L130 229L132 231L131 237L133 238L135 236V238H136L138 233H140L141 230L144 228ZM155 226H156L155 223L152 221L147 223V226L144 228V233L142 234V235H145V238H143V239H141V237L139 238V240H142L141 244L146 242V239H148V235L150 234V232H152L151 229L154 228ZM128 228H130V227H128ZM224 228H229V229L231 228V231L229 230L231 232V234L226 233V231L223 230ZM126 230H128V229H126ZM128 233L125 232L126 235ZM241 234L245 235L244 239H248V241H250V240L256 241L257 243H259L261 245V247L258 246L259 247L258 249L257 248L252 249L251 247H246L245 250H243L241 252L240 257H238V254L240 253L239 250L243 246L241 241H244V239L243 240L237 239L238 236L241 237ZM128 237H130V236H128ZM91 241L93 242V243H91V245H93L95 247L94 250H101V252H102V248L104 249L105 245H106V247L110 246L108 241L101 240V241H99V244H98V241H95L93 239Z\"/></svg>",
  "mask_w": 264,
  "mask_h": 264
}]
</instances>
